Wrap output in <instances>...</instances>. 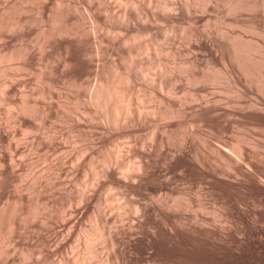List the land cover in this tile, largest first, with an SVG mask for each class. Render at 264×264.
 Segmentation results:
<instances>
[{
	"label": "rangeland",
	"instance_id": "1",
	"mask_svg": "<svg viewBox=\"0 0 264 264\" xmlns=\"http://www.w3.org/2000/svg\"><path fill=\"white\" fill-rule=\"evenodd\" d=\"M14 1L0 0V27L6 34L5 40L0 39L2 51H8L13 44L19 42L17 33L10 32L15 26L7 25L14 20L19 7ZM86 1L64 0V3H68L65 6L68 14L60 21L52 19L58 9L53 0L48 4L50 10H47L43 21L44 27L49 28L59 23L68 31L56 35L61 57L59 66L44 68L40 75L39 70L44 61L36 59L38 49L35 38L40 29L35 20L37 0H32L29 10L25 11L27 14L24 13L32 17L31 25L23 35L24 40L34 44L32 66L23 69L12 65L0 74V152L8 153V140L18 138L21 141L20 151L32 156L34 160V163L21 160L10 176L18 180L30 165L44 170L41 181L33 186L35 190L29 197H24L21 205L22 208L29 206L33 209L38 205L35 209L41 215L36 213V219L32 218L25 227L15 217L17 222L13 233L8 234L13 238L14 246L6 241L7 223L0 226V254L4 247L3 252H6L0 255V264H7L14 259L19 264L24 253L28 255V261L27 258L24 259L28 264H44L39 257L40 247L44 251L42 255L52 261L62 252L67 253L71 257L67 264H120L121 247H125L124 252L120 250L125 254L124 258L134 254L128 243L142 234L140 227L136 226V220L141 219V216L133 207L134 200L150 201L152 193L145 189V194L148 192L146 195L136 194L123 184L108 188L109 181L101 173L107 164L106 156L115 146L120 148L119 155L116 154L113 161L115 177L124 176L119 163L135 170L142 158L151 163L155 161L159 180L170 181V186L188 190L204 203L202 208L195 203L187 215L184 225L187 244L184 246V240H177L170 248L177 262L184 258L185 261H180L179 264H264V0H190L191 7L188 9L184 7V0H172L174 6L170 3L167 6L170 10L166 7L171 13L159 7L162 0H138L141 3L138 9L132 0H92L91 11L83 8ZM127 7L134 9L138 15L130 20L121 19L120 16ZM47 48L45 47V55L51 57L56 54L54 44L49 43ZM190 59L193 63H198H195L197 68L196 65L189 64ZM192 73L205 76L195 82L192 81ZM128 74L130 78L123 80ZM162 76L166 78H160ZM19 80L21 83L25 81L22 83L23 88L30 93L31 99L37 101L32 113L25 112L19 102ZM99 81L104 83L105 90L101 98H96L94 94ZM111 84H118L119 90H107ZM203 97L210 98L207 105L202 102ZM38 100L41 102L38 103ZM45 105H49L47 109ZM180 105L184 113L179 115L175 113V109ZM210 105L214 109H210ZM204 111H209L210 115ZM199 113L203 116L200 117ZM205 113L210 118L204 117ZM195 119L196 121H192ZM154 124L157 128L162 126L155 131ZM24 125L33 128L26 140L22 138ZM183 135L187 138L181 142ZM196 151H200L205 163L195 159ZM181 159L200 164L194 177L185 172L182 165L170 167L171 162L182 161ZM175 173L178 176H172ZM83 186H87V192L94 187L103 195V199L100 202L92 200L84 209L77 204L64 213L63 206ZM9 188L11 184L7 183L5 189ZM3 199L1 195L0 203ZM96 205L106 216L120 212L117 213L120 221L115 217L112 218L113 221L110 219L106 235L109 230L114 231L119 227L128 232L121 233V239L115 242V247L118 245L116 259L111 255L115 253L114 245L111 247L106 239H100L98 245L102 247V251L91 253L82 261L84 245L82 241L79 242L75 233L80 229H98L90 217L91 208ZM81 208L82 213L79 212ZM215 209L219 215L215 213ZM195 210L203 212V215L195 218ZM149 212L152 210L149 209ZM65 214L66 217L71 216L70 222L61 221ZM74 218L77 222L66 236L68 224ZM167 227L170 229L169 225ZM204 228L207 233L203 237L206 232ZM151 229L148 227L149 231ZM55 242L60 244L53 246ZM150 251L152 248L145 246L141 255L145 256ZM160 255L159 251L147 261H137L136 264H156ZM105 257H109L110 261H106ZM205 257L209 259L205 260ZM24 261L20 263L24 264Z\"/></svg>",
	"mask_w": 264,
	"mask_h": 264
},
{
	"label": "bare ground",
	"instance_id": "2",
	"mask_svg": "<svg viewBox=\"0 0 264 264\" xmlns=\"http://www.w3.org/2000/svg\"><path fill=\"white\" fill-rule=\"evenodd\" d=\"M31 1L32 0H15L13 3H18L19 7L17 9V13L15 14L14 16V20H12L11 22L7 23V25L9 26H15V29L14 28H11L10 32H16L17 35H18V39H19V42L17 44H13L12 47L9 48L8 51H2L1 48H0V74L1 73H4V71L6 70V68H8L9 66H12V65H15V66H19L23 69H28L32 66V63H33V59H34V54H33V51H32V46L34 44H32L30 41H27V40H24L23 39V35L27 32V30L29 29V25H31V21H32V17L29 16V15H26L27 11L29 10L30 6H31ZM64 0H53V3H55V6L58 8L54 14L52 15V19L54 21H60L62 19H64L66 17V14H68L67 10H66V7L65 6H68V3H64L63 2ZM128 1V0H127ZM172 0H162L160 3H159V7L164 10H166L167 12H169L168 10H170L168 7V5H170V3L172 4V7L174 6V2H171ZM174 1V0H173ZM207 2L209 0H206ZM52 0H37V12L35 14V20H37V24H38V27H39V33L37 35V37L35 38V45L37 47V51H38V55L37 57L40 58H36L37 60H42L44 62H42V66L40 67V70H39V73L40 75L42 74L44 68H48V67H51V66H59L58 63H59V50H58V39L56 38V35L57 34H60L61 32H65V31H68V29L66 27H64L63 25H60L59 23H56L54 25H52L51 27H44V24H43V21L45 19V16L47 15V10H50L49 6L48 5L49 3H51ZM133 4L136 6V9H138L140 6H141V3L138 1V0H132ZM102 3V2H101ZM184 7H186V9L189 8V6L191 5L190 3V0H184ZM92 0H87L85 5L83 6V8L85 10H88V11H91V8H92ZM236 5V4H235ZM10 6V5H9ZM168 6V7H167ZM17 7V6H16ZM166 7L168 8V10L166 9ZM191 7V6H190ZM236 7V6H235ZM234 7V8H235ZM143 8V7H142ZM171 8V7H170ZM176 7H174L175 9ZM233 8V7H232ZM28 9V10H27ZM27 10V11H26ZM173 10V8H172ZM190 10V9H189ZM26 11V12H25ZM141 11V10H140ZM162 11V10H161ZM188 11V10H187ZM175 11L173 10L172 13H174ZM26 13V14H24ZM171 13V12H169ZM3 14V13H1ZM92 16H95V14H93L91 12ZM147 14V13H146ZM136 15H138L137 13H135L134 9H131L129 7L125 8L124 9V12L123 14H121L120 18L123 19V20H130L134 17H136ZM145 15V14H143ZM148 15V14H147ZM116 17V16H115ZM49 19V18H48ZM149 20V19H148ZM137 21V19H136ZM48 26V25H47ZM109 27V26H108ZM6 30V29H5ZM76 32V31H75ZM222 32V31H221ZM231 33V32H230ZM6 34L4 32V30L0 27V39L1 41L4 39L5 40V37ZM221 36V35H220ZM239 36V35H238ZM230 37V36H229ZM236 37V36H235ZM231 38V37H230ZM240 38V37H239ZM26 39V37H25ZM228 39V38H227ZM242 39V38H241ZM229 40V39H228ZM235 40V39H234ZM233 41V40H232ZM236 41V40H235ZM5 42V41H4ZM49 43H52L55 45L56 47V54L54 56H51L49 57L48 55H45L44 51L46 50L45 47L47 48V45ZM232 43V42H231ZM230 43V44H231ZM236 44V42H234ZM232 43V44H234ZM234 44V45H235ZM2 46V45H1ZM233 46V45H232ZM239 47V45H237ZM235 46V48L237 47ZM241 46V44H240ZM50 47V46H49ZM243 47V45H242ZM34 48V46H33ZM134 48V47H133ZM232 48V47H231ZM51 49V48H50ZM233 49V48H232ZM48 50V48H47ZM61 52V51H60ZM126 53V52H125ZM63 55V54H61ZM61 58V57H60ZM194 60V59H193ZM194 61H191V59L189 60V64L192 66V64L196 65L198 63H196ZM224 64H225V61H224ZM190 66V67H191ZM53 68V67H51ZM192 68V67H191ZM194 68V66H193ZM192 68V69H193ZM196 68H197V65H196ZM194 68V69H196ZM7 71V70H6ZM27 72V71H26ZM11 73V72H10ZM230 74V73H229ZM233 75V74H232ZM174 76V75H173ZM191 76V74H190ZM205 76V75H204ZM202 74L200 76H197L195 75L194 73H192V81H197V80H201L202 77ZM226 76V75H225ZM231 76V75H230ZM229 77V76H228ZM130 78V75H126L124 78H122L123 80H128ZM160 78H163L160 77ZM159 78V80H160ZM166 78V77H164ZM163 78V79H164ZM171 78V77H170ZM187 78V77H186ZM230 78V77H229ZM228 78V80H229ZM161 79V80H163ZM231 79V78H230ZM234 79V78H233ZM166 80V79H165ZM169 80V79H168ZM22 81V80H21ZM191 81V80H190ZM231 81V80H230ZM7 82V81H6ZM12 82V81H11ZM16 82V81H15ZM20 82V80H19ZM25 82V81H23ZM22 82V83H23ZM160 82V81H159ZM158 82V83H159ZM164 82V81H163ZM169 82V81H168ZM21 83V82H20ZM21 83V88L19 90V92L17 91V93H19V102L21 104V107L22 109L25 111V112H31L34 111V105L36 104V99H31V95L28 91H26L24 88H23V85ZM170 83V82H169ZM19 84V83H18ZM17 85V84H16ZM169 85V84H168ZM174 85V84H173ZM11 86V85H10ZM18 86V85H17ZM26 86V85H25ZM160 86V84L158 85ZM13 87V86H12ZM11 87V88H12ZM207 87V86H206ZM233 88V87H232ZM19 89V88H18ZM17 89V90H18ZM6 90V89H5ZM10 90V89H9ZM12 90V89H11ZM104 83L99 81L98 82V86L96 87V91H95V97L96 98H101L104 94ZM107 90H112V91H118L119 90V85L118 84H111L108 86ZM172 90V89H171ZM170 90V91H171ZM13 91V90H12ZM174 91V89H173ZM171 91V92H173ZM176 91V89H175ZM15 87H14V93H15ZM215 92V91H214ZM8 93V92H7ZM12 93V92H11ZM4 95V94H3ZM10 95V94H9ZM15 95V94H14ZM18 95V94H17ZM43 97V93L41 94ZM208 95V93H207ZM215 95V94H214ZM5 96V95H4ZM13 97V96H12ZM16 97V96H15ZM18 97V96H17ZM48 97V96H47ZM212 97V96H211ZM5 98V97H4ZM10 99V98H9ZM173 99V98H172ZM196 99V98H195ZM209 99L210 98H207V97H203L202 99V102L207 105L209 103ZM10 101V100H9ZM168 101V100H167ZM169 101H172L171 99ZM215 101V100H214ZM41 102L38 100V103ZM173 102V101H172ZM171 102V103H172ZM176 102V101H174ZM212 102V101H211ZM9 103V102H8ZM11 103V102H10ZM15 103V102H13ZM37 103V104H38ZM46 103V102H45ZM178 103V102H177ZM216 103V102H215ZM47 104V103H46ZM57 104V103H56ZM213 104V103H211ZM178 105V104H177ZM37 106V105H36ZM49 105H45V108L47 109ZM195 106V105H193ZM202 106V105H201ZM212 107V105H210ZM214 106V104H213ZM33 107V108H32ZM175 107V106H174ZM204 107V106H203ZM202 107V108H203ZM210 109H214L213 107ZM36 108V107H35ZM201 108V109H202ZM206 109L207 106H205ZM17 109V108H16ZM19 109V108H18ZM199 108V110H201ZM210 109H208L210 111ZM202 110H205V109H202ZM183 107L180 105L178 108L175 109V113L176 114H181L184 113L183 112ZM209 111H204V112H207L209 113ZM164 112V111H163ZM197 112V111H196ZM199 112V111H198ZM211 112V111H210ZM213 112V111H212ZM211 112V113H212ZM160 113V112H159ZM203 114V111L201 112ZM201 113L200 114V117L203 116ZM217 113V112H216ZM28 114V113H27ZM49 114V113H48ZM199 114L197 115L199 118ZM214 114V113H213ZM144 115V114H143ZM183 115V114H182ZM210 115V113H209ZM196 116V115H195ZM204 117H208V114L205 113V116ZM13 118V117H12ZM131 118V117H130ZM196 118V119H197ZM203 118V117H202ZM210 118V117H208ZM206 118V119H208ZM213 118V116H212ZM211 118V119H212ZM9 119V118H8ZM133 119V118H132ZM193 119V118H192ZM195 120H192V121H196ZM205 119V118H204ZM203 119V121H204ZM20 120V119H19ZM18 120V121H19ZM179 120V119H178ZM177 120V121H178ZM186 120V119H185ZM200 120V119H199ZM6 121V120H5ZM11 121V120H10ZM9 121V122H10ZM133 121V120H132ZM184 121V120H183ZM188 122V119L186 120ZM190 121V120H189ZM191 121V122H192ZM198 121V120H197ZM209 121V120H208ZM8 122V121H7ZM6 122V123H7ZM124 122V121H123ZM182 122V121H181ZM11 123V122H10ZM130 123V122H129ZM128 123V124H129ZM177 123V122H176ZM185 123V121H184ZM24 124V123H23ZM159 124V122H158ZM189 124V123H187ZM13 125V124H12ZM20 125V124H19ZM136 125V124H135ZM186 125V124H185ZM184 125V126H185ZM190 125V124H189ZM162 126V125H161ZM159 125V127H161ZM23 127V126H22ZM154 127H156V125L154 124ZM153 127V128H154ZM158 127V128H159ZM157 127L155 128V131H157L158 129ZM189 128V127H188ZM192 128V127H191ZM33 128H31L29 125H24V128H23V135H22V138H24V140H26L27 138L29 139L31 133L33 132L32 131ZM195 129V128H194ZM13 130V129H12ZM159 130V129H158ZM183 130V129H182ZM198 129H196L197 131ZM32 131V132H31ZM193 131V130H192ZM189 132V130H188ZM200 132V131H199ZM11 133V132H10ZM15 133V132H14ZM17 134V133H16ZM132 135V134H131ZM158 135V134H157ZM186 135V134H185ZM185 135L182 136V141L185 139ZM9 136V134H8ZM14 134H13V138H14ZM34 136V135H33ZM156 136V135H155ZM153 136V137H155ZM162 136V135H161ZM164 137V136H163ZM206 137V136H205ZM187 138V137H186ZM190 138V136H189ZM192 138V137H191ZM8 139V138H7ZM159 139V137H158ZM165 139V138H164ZM162 139V140H164ZM208 139V138H207ZM187 140V139H186ZM159 141V140H158ZM166 141V140H165ZM164 141V142H165ZM21 141H19L18 138H14L12 140H8V153L6 152H0V196L2 195L4 197V199L1 201L0 203V226L2 224H5L7 223V234H6V241L12 244L13 245V238L8 235L10 233H13V229H14V226H15V223L17 222V219H15V217L17 216L18 217V220L20 222H22V225L25 227L26 224H28L31 220H33L32 218H34L35 214L36 213H39L41 215V212L38 210H36L35 208L38 206L36 205V207H34V210L33 208H30L29 206L27 208H22V202H23V199L25 196L30 195L31 192H33V190H35L33 188L34 185H36L38 182L41 181L42 177H43V168L40 167V168H37L35 167L34 165H30L28 168L26 167V169L20 174L21 171H19V178L18 180H14L11 178V174H13L15 172V170L18 168V166L20 165L21 163V160H30L32 163H34V160H32V156H29L25 153H23L22 151H20V147H21ZM157 142V141H156ZM163 142V143H164ZM185 142V141H184ZM151 143V142H150ZM158 143V142H157ZM156 143V144H157ZM162 143V142H161ZM214 143V142H213ZM155 144V143H154ZM185 144V143H184ZM212 145V144H211ZM151 146V145H150ZM167 146V144H166ZM230 146V145H229ZM131 147V146H130ZM148 147V146H147ZM202 148V146H201ZM119 149L120 148H117V146H115V148L112 150V152L110 154H108L105 158V161L107 162L103 172L101 173V176H103L106 180L109 181V186L108 188L110 187H113L117 184H123L125 186H127V188L129 190H131L132 192L136 193V194H142V195H146L144 190L147 189L149 190L151 193H152V196L149 197L150 201H141L139 199H136L134 200V209L138 212L137 214L141 216V219L139 218L137 221V225L138 227H140V230L141 231V235L140 236H136L134 237V239H132L131 241H129V245L130 247L133 249V252L134 254L130 257H126L124 258V255L123 253L120 252V250H122L124 252V248L121 247V249L119 250V256L121 257L119 263L120 264H136L137 261H147L149 259V257L151 256H155L157 253H159V251L161 252V255L158 256V261L156 264H179L178 261L173 257V254L170 250L173 242L177 241V240H184V246L187 244H185V239L187 237V234L184 230V225L186 223V218H187V215L190 213L192 207L194 206L195 203L199 204L201 206V208L204 206V203L202 202V200L198 197V196H194L191 194V192H189L188 190L186 189H181L180 188H175V187H172L169 185L168 182L170 181H167V180H159L158 179V176L156 174V168H157V164H154L151 163V161L149 162L148 160L146 159H141L139 164L135 167V170H132L131 166H125L121 163L118 164V166H121V170L122 172L124 173V176L123 177H115L114 174H113V167H115L113 161H114V158L116 157V154L119 155ZM122 149V148H121ZM146 149V148H145ZM144 149V150H145ZM149 149V148H148ZM152 149V147H151ZM173 149V148H172ZM205 149V148H203ZM236 149L233 148V150ZM127 150V149H126ZM125 150V151H126ZM160 150V149H159ZM182 150V149H181ZM220 149L217 148V151L218 153H220L219 151ZM205 151V150H204ZM225 151V150H223ZM229 151V150H228ZM17 153V154H16ZM115 153V154H114ZM160 153V152H159ZM164 153V152H163ZM176 153V152H175ZM226 153V152H225ZM138 154V153H137ZM162 154V153H161ZM177 154V153H176ZM223 154V152L221 153ZM171 155V154H170ZM178 155V154H177ZM211 155V154H210ZM124 156V155H123ZM158 156H160L158 154ZM164 156V155H163ZM162 156V158H164ZM232 156V155H231ZM175 157V156H174ZM179 157H180V154H179ZM195 159L202 163L203 164V157L200 153V151H196L195 152ZM220 157V155H219ZM160 158V157H158ZM178 158V157H177ZM214 158V157H213ZM233 158V157H232ZM232 158H231V162H232ZM161 159V158H160ZM159 159V160H160ZM169 159V158H168ZM189 159V158H188ZM192 159V158H191ZM175 160V159H174ZM179 160V159H178ZM182 160V159H181ZM212 160V159H211ZM210 160V161H211ZM220 160V159H219ZM122 161V159H121ZM158 160L156 159V162ZM195 161V160H193ZM192 161V162H193ZM218 161V160H216ZM228 161V160H227ZM20 162V163H19ZM25 162V161H24ZM171 162V160H170ZM169 162V163H170ZM196 162V161H195ZM206 161H204L205 163ZM219 162V161H218ZM230 162V163H231ZM168 163V164H169ZM214 163V162H213ZM222 163V161H221ZM181 165L184 166L185 168V172L187 171L189 175H192L194 177L193 174H196V169H197V166H200V164L198 165H195L194 163H190L188 161H185V160H182V161H173L171 162L169 165L171 168H174L176 165ZM209 164V163H208ZM212 164V163H210ZM223 164V163H222ZM216 165V164H215ZM231 165V164H230ZM234 165V164H233ZM232 165V166H233ZM168 167V165H166ZM210 166V165H209ZM205 167V165H204ZM218 167V166H217ZM176 168V167H175ZM206 168H207V165H206ZM210 168V167H209ZM214 168V166H213ZM60 169V168H59ZM170 169V168H168ZM178 169H180L178 167ZM212 169V168H211ZM210 169V171H211ZM217 169V168H216ZM221 170L222 168H218V170ZM235 169V168H234ZM96 170V169H95ZM101 170V169H100ZM166 170V169H165ZM182 170V169H181ZM200 170H201V167H200ZM199 170V171H200ZM169 171V170H168ZM167 171V173H168ZM204 171V170H203ZM216 171V170H215ZM214 171V172H215ZM100 172V171H99ZM171 172V170H170ZM174 172V171H173ZM183 174H184V171H182ZM202 172V171H201ZM207 172H208V169H207ZM213 172V173H214ZM218 172V171H217ZM220 172V171H219ZM18 173V172H17ZM198 173V172H197ZM206 173V171H205ZM172 174V173H170ZM186 174V173H185ZM211 175V174H210ZM172 176L176 177L178 176L177 173L173 174ZM181 176V175H180ZM200 176V175H199ZM203 176V174H202ZM208 176V175H207ZM206 176V177H207ZM57 177V176H56ZM171 177V176H170ZM184 177V175H183ZM201 177V176H200ZM206 177H202V178H206ZM215 177V175H214ZM217 177V176H216ZM215 177V178H216ZM172 178V177H171ZM182 179V176L180 177ZM189 178V177H188ZM187 178V179H188ZM219 178V177H218ZM217 178V179H218ZM100 180V178H98ZM135 179V181H134ZM173 179V178H172ZM178 179V177H177ZM185 179V178H183ZM191 179V178H190ZM171 180V179H170ZM176 180V179H175ZM193 180H196V179H193ZM198 180V179H197ZM196 180V181H197ZM203 180V179H202ZM207 180V179H206ZM204 180V181H206ZM220 180V178H219ZM218 180V181H219ZM177 181V180H176ZM185 181V180H184ZM187 181V180H186ZM200 181V180H198ZM203 181V183H204ZM214 180H212L213 182ZM97 182V181H96ZM102 182H105L104 180ZM182 182V181H181ZM208 183V180L206 181ZM211 182V180H210ZM217 182V181H216ZM222 182V180H221ZM7 183H10L11 184V188L9 189H5L6 188V184ZM184 183V182H183ZM192 183V182H190ZM197 183V182H196ZM201 183V182H200ZM215 183V182H213ZM212 183V184H213ZM220 183V182H219ZM175 184V183H174ZM97 185V184H96ZM179 185V184H178ZM181 185V184H180ZM193 185V184H192ZM202 185V184H201ZM214 185V184H213ZM212 185V186H213ZM218 185V184H216ZM95 186V184H94ZM98 186V185H97ZM103 186V185H102ZM184 186V185H183ZM177 187V186H176ZM208 187V186H207ZM220 187V186H219ZM218 187V188H219ZM223 187V186H222ZM104 188V186H103ZM126 188V189H127ZM87 186H83L79 189H77V191L75 192V194H73L72 197H70V199L68 200V202H66V204L63 206V210H67V209H70L72 208V206H77V204H80L82 206V208L84 209L85 207L89 206L91 204V201L92 200H99L100 202V199L102 198L103 199V195L99 192L96 191V189L94 187H91L90 188V191L87 192ZM92 189V191H91ZM105 189V188H104ZM123 189V188H122ZM194 189H195V186H194ZM206 189V188H205ZM210 189H213L210 187ZM217 189V188H216ZM221 189V188H220ZM5 190V191H4ZM37 190V189H36ZM89 190V189H88ZM41 191V190H40ZM39 191V192H40ZM119 191V190H118ZM212 191V190H211ZM210 191V192H211ZM35 192V191H34ZM115 192V191H114ZM120 192V191H119ZM130 192V191H128ZM199 192V191H198ZM213 192V191H212ZM215 192V190H214ZM38 193V192H37ZM36 193V194H37ZM73 193V192H72ZM103 193V192H102ZM117 193V192H116ZM204 193V192H203ZM221 193V192H220ZM36 194H34L37 198H39ZM112 194H115V193H112ZM119 194V193H118ZM150 194V193H149ZM211 194V193H210ZM39 195V193H38ZM134 195V194H133ZM32 196V195H31ZM115 196V195H114ZM149 195H147V198H148ZM217 196V195H216ZM220 196V195H219ZM33 197V196H32ZM119 197V196H118ZM115 198V197H114ZM126 198V197H125ZM222 197H220L221 199ZM34 199V198H33ZM32 199V200H33ZM209 199V198H208ZM219 199V200H220ZM131 200V199H130ZM211 200V199H210ZM36 201V200H35ZM35 201H34V204H35ZM37 201H39V199H37ZM104 201V200H102ZM101 201V202H102ZM224 201V200H223ZM32 201H30L31 203ZM218 203V202H217ZM220 203V202H219ZM38 204V203H37ZM221 204V203H220ZM26 205V204H25ZM99 205V203H98ZM98 205H96L95 207L92 206L91 208V219L93 220L94 224L96 227H98V229H92V230H88V229H80L78 230V232H76V236H77V239L79 240V242L82 241V245H84V250H83V256H82V261H84L86 258H87V255L89 256L91 253H94V252H99L102 251V247H100L98 244V240L100 241V239H106L108 244L112 247L114 245L115 247V242H118L119 238H120V234H124L126 232H128L127 230H125V228H121L119 227L116 231V229L114 231L112 230H109V233H107L108 235H106V228L108 227V223L111 221L110 219L112 218H116V220L118 219L117 218V213L119 214L120 212H115L116 214H110V215H105L104 213H102V210L98 209ZM223 205V204H222ZM226 205V204H225ZM31 206H35V205H31ZM39 206H40V203H39ZM120 206V205H119ZM132 206V205H131ZM196 206V205H195ZM230 206V205H229ZM80 209L79 212L82 213L83 212V209ZM224 208V207H223ZM229 208V207H228ZM38 209H40L38 207ZM133 209V210H134ZM149 209L152 210V212L150 213L149 212ZM104 210V208H103ZM215 213L217 215H219V212L217 209H215ZM225 211V210H224ZM126 212V211H125ZM232 212V211H231ZM66 213V211L64 212ZM74 213V212H73ZM80 213H79V216H80ZM113 213V212H112ZM70 214V212L68 213ZM221 214V213H220ZM234 214V213H233ZM39 215V216H40ZM71 215V214H70ZM68 216L66 217L67 215H62V220L64 221H67V222H70L71 221V216ZM203 215V212L201 211H194V217L197 218L199 216H202ZM224 215V214H223ZM37 216V215H36ZM226 216V215H225ZM66 218V219H65ZM36 219V217L34 218ZM224 219V218H223ZM46 221H48V219H45ZM91 220V221H92ZM119 220V219H118ZM117 220V221H118ZM220 220V219H219ZM113 221V219H112ZM120 221V220H119ZM122 221V220H121ZM218 221V220H217ZM223 221V220H222ZM43 222V221H42ZM41 222V223H42ZM77 222V219L74 218L73 222H71L70 224H68V228L65 230L66 231V236H68V234L71 232V230L74 228V224ZM193 222V221H192ZM235 222V221H234ZM81 223V222H80ZM115 223V221L113 222ZM112 223V224H113ZM110 224V223H109ZM116 224V223H115ZM126 224V223H125ZM213 224V223H212ZM80 225V224H79ZM119 225V224H117ZM131 225V224H130ZM169 225L170 226V229L166 226ZM201 225V223H200ZM215 225V224H213ZM120 226V225H119ZM216 226V225H215ZM28 227V226H27ZM84 227V226H82ZM110 227V226H109ZM128 227V226H127ZM148 227H151L152 229L149 231L148 230ZM186 227V226H185ZM204 227V226H203ZM218 227V226H216ZM3 228V226H2ZM200 227H198L199 229ZM209 228V227H208ZM112 229V228H111ZM128 229V228H126ZM194 229V228H193ZM192 229V230H193ZM196 229V228H195ZM206 228H204L205 230ZM218 229V228H216ZM190 230V229H189ZM203 230V232H204ZM208 230V229H207ZM211 230V229H210ZM3 231V230H2ZM108 231V230H107ZM112 231V232H110ZM201 229L199 230V233H200ZM206 231V230H205ZM209 231V230H208ZM214 231H215V228H214ZM216 232V231H215ZM221 232V231H220ZM5 233V232H4ZM65 233V232H64ZM63 233V234H64ZM198 233V234H199ZM204 232V235L203 237L206 235ZM209 233V232H208ZM211 233L213 234V231L211 230ZM62 234V235H63ZM121 234V235H122ZM127 234V233H126ZM192 234V233H191ZM216 234V233H215ZM197 236V234H195ZM217 235V234H216ZM219 235H222V234H219ZM219 235L217 236L219 238ZM199 236V235H198ZM210 236V235H209ZM193 237V236H191ZM202 237V236H201ZM208 237V236H207ZM213 237V236H212ZM61 239L63 237H60ZM64 238H66L64 236ZM195 238V237H194ZM200 238V236H199ZM199 238L197 240H199ZM214 238V237H213ZM221 238V237H220ZM60 239V240H61ZM121 239V238H120ZM192 239V238H190ZM202 239V238H201ZM64 240V239H63ZM187 240V239H186ZM206 240V239H204ZM219 240V239H218ZM217 240V241H218ZM192 241V240H191ZM62 242V241H61ZM188 242V241H187ZM212 242V241H211ZM43 243H46L45 241ZM55 242V244L53 246H56L57 244L59 245L60 242ZM119 243H122L124 244V242L122 241H119ZM107 244V243H106ZM118 244V243H117ZM116 244V245H117ZM206 244V243H205ZM7 245L6 244V249H7ZM126 245V244H124ZM180 245V244H179ZM14 246V245H13ZM64 246V245H63ZM146 246L147 247H151L152 248V251L148 252V254H146L145 256H142L141 253H142V250L143 248ZM183 246V244H182ZM199 246V245H198ZM201 246V245H200ZM210 246V245H209ZM216 246V245H214ZM212 246V247H214ZM9 247V246H8ZM49 247V246H48ZM104 247V246H103ZM114 247H113V250H114ZM118 248V245L116 246ZM115 247V253L113 252L111 255L112 257H118L117 255V252H116V248ZM176 247H177V244H176ZM175 247V248H176ZM189 247V245H188ZM195 247V246H194ZM5 248V247H4ZM4 248H2V252L1 254H5L6 252H3L5 251ZM174 248V249H175ZM179 248V247H178ZM177 248V249H178ZM183 248V247H182ZM186 248V247H185ZM192 248V247H191ZM209 248V247H208ZM53 249V248H52ZM67 249V248H66ZM131 249V250H132ZM197 248L195 247V250ZM203 249V248H202ZM205 249V248H204ZM218 249V248H217ZM216 249V250H217ZM9 250V248H8ZM28 250V249H27ZM104 250V249H103ZM185 250V249H184ZM191 250V249H190ZM198 250V249H197ZM196 250V251H197ZM210 250V249H209ZM60 251H62V249H60ZM118 251V250H117ZM175 251V250H174ZM177 251V250H176ZM180 251V250H179ZM195 251V252H196ZM8 252V251H7ZM30 252V251H29ZM38 252H40L41 256L39 255V257L42 258V261L44 264H67L70 260H71V257L69 255L66 254H60L56 260L52 261L50 260L46 255H42L44 251H42V248L40 247V249L38 250ZM76 252V251H75ZM182 252V251H181ZM185 252H188L187 250ZM190 252V251H189ZM199 252V251H198ZM195 253L196 254H198ZM216 252V251H215ZM9 253V252H8ZM6 254L9 255V254ZM12 251H11V255H12ZM183 253V252H182ZM192 253V251H191ZM0 254V255H1ZM30 254V253H28ZM123 254V256H122ZM178 254V253H176ZM188 254V253H187ZM186 254V255H187ZM193 254V253H192ZM206 254V252H205ZM208 254V253H207ZM32 255V254H31ZM104 255V254H103ZM180 255V254H178ZM182 255V254H181ZM184 255V254H183ZM185 255V257H186ZM26 256V257H25ZM28 255L26 253H24L23 255V258L22 260L24 261V259L27 258V261H28ZM30 256V255H29ZM198 256V255H197ZM203 256V255H202ZM213 256V255H212ZM215 256V255H214ZM8 257V256H7ZM178 257V256H177ZM184 257V256H182ZM191 256H188V258H190ZM204 257V256H203ZM5 258V257H4ZM30 258V257H29ZM55 258V257H54ZM101 258V257H100ZM209 259V257H207ZM205 257V260L207 259ZM217 258V257H216ZM215 258V259H216ZM1 259V257H0ZM8 258H6L7 260ZM106 261H110L109 257H105ZM156 259V258H155ZM178 259V258H177ZM187 259V258H186ZM211 259V258H210ZM214 259V260H215ZM219 259V258H218ZM3 259V261H6ZM13 260V259H12ZM20 260V262L22 261ZM116 260V262H118ZM184 260V258L182 259V261ZM188 260V259H187ZM2 259L0 260V263H1ZM8 261V260H7ZM15 259L12 261V262H9L7 264H17L18 262H14ZM181 261V262H182ZM185 261V260H184ZM19 262V264H21ZM26 260L23 262L25 264ZM104 262V261H103ZM180 262V263H181ZM5 262H3L2 264H4ZM27 263V262H26ZM71 263V262H70ZM69 263V264H70ZM89 263V262H88ZM144 263V262H143ZM143 263H140V264H143ZM186 263V262H185ZM188 263V262H187ZM6 264V263H5ZM28 264V263H27ZM72 264V263H71ZM112 264V263H111ZM114 264V263H113ZM145 264H149V262L145 263ZM151 264V263H150ZM155 264V263H154Z\"/></svg>",
	"mask_w": 264,
	"mask_h": 264
}]
</instances>
